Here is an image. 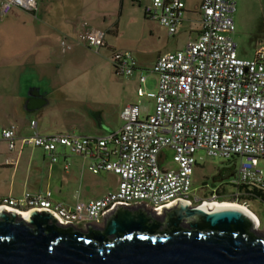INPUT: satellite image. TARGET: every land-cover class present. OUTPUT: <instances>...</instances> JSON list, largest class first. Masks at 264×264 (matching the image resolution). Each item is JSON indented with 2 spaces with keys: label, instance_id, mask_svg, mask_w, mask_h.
<instances>
[{
  "label": "built area",
  "instance_id": "built-area-1",
  "mask_svg": "<svg viewBox=\"0 0 264 264\" xmlns=\"http://www.w3.org/2000/svg\"><path fill=\"white\" fill-rule=\"evenodd\" d=\"M184 7V0H149L144 14L173 35L183 20ZM13 8L36 14L37 0H0L1 16ZM198 11V36L182 50L159 56L153 64L156 90H136L138 98L153 101L152 113L139 103L129 104L120 112V128L103 137L35 132L18 137L13 124L0 129V139L10 152L17 144L39 148L54 164L58 152L66 150L88 159L93 174H115L117 189L72 207L54 203L49 191L25 192L19 199H2L0 209L19 216L32 210L47 211L64 227L86 229L89 224L100 225L118 205L144 204L156 216L180 200L190 206L211 207L224 201L219 199L220 186L209 196L192 194L200 151L208 158H240L239 166L233 165L232 186L264 187V169L259 167V160L264 159V46L251 59L238 57L232 38L236 30L234 0H201ZM74 43L98 51L105 45V33L84 30ZM74 43L62 40L61 46L71 50ZM111 61L120 77L130 76L135 69L129 52H117ZM139 80L143 83L145 77ZM34 126L31 121L30 127ZM167 150L172 152L174 167L163 165ZM5 163L14 165L16 159L7 158Z\"/></svg>",
  "mask_w": 264,
  "mask_h": 264
},
{
  "label": "crops",
  "instance_id": "crops-1",
  "mask_svg": "<svg viewBox=\"0 0 264 264\" xmlns=\"http://www.w3.org/2000/svg\"><path fill=\"white\" fill-rule=\"evenodd\" d=\"M200 1L201 0H199L197 8L194 10L196 12H193L187 9L186 0H184L185 7L183 20L179 25L177 32L173 35L168 34L167 30L162 27L158 21L149 19L145 16V5L143 7V15L145 20L154 24L156 23L159 25V28L161 27V29H165L168 37H174L177 33H180L184 23L190 22L192 25L184 29V33L187 35L186 44L189 40L195 39L200 32V16L198 11ZM84 2L85 0H37L36 14L13 8L8 15H0V83L5 84V80L7 79V76H5L7 74V69H13L11 72L14 74L19 72L17 85L10 88L7 86L6 82L4 88L0 87V116L4 117V123L0 125V129L13 124L16 126V134L18 137L29 136L34 132L39 135L54 134L52 132L53 125L47 126L41 121L43 117H46L45 115L47 114L48 109L53 106V99H57L55 104L61 103V101H64L65 103L67 100V103L76 104L78 101H84L86 99L87 95H85L83 89H81L82 87L78 85L79 81L77 78H75L72 83L71 79H67L68 81L66 80L64 83H58L56 85L58 89L55 88L53 89L54 91L51 89L55 77H58V80L64 77V75L63 77L60 76V69L57 70L56 75L58 76H56L54 73L55 69L60 67L63 68L65 63L69 60H81V55L83 53L78 49L84 48L83 45L75 44L74 39L84 30L96 29L105 33V45L98 51L94 50V53L100 55L105 60L107 59L112 68L113 64L111 59L115 53L129 52L135 62V69L130 76L121 78L132 79V82L137 86L136 90L145 85L147 81V74H145V71L149 74L152 73L151 70L145 69L146 67H144L143 63L138 60L134 52L128 49L127 44L123 43L119 38V20L123 13L124 0H109L106 2V8H101L99 10L85 7ZM101 2L102 1L98 0L99 4ZM147 2H149V0ZM109 8L114 9V12L109 11ZM193 14L196 16L193 17ZM113 18L116 19L113 21ZM256 19V30L264 32V9ZM234 20L236 26L235 16ZM62 40L74 43L72 46L73 48L71 50L63 48L61 46ZM185 44L177 50L159 52L153 60L151 67H153V64L159 56L180 51L184 48ZM254 46L255 48L252 56L243 59L253 58L256 49L264 45L255 44ZM86 48L87 47H85V49ZM87 50L89 49L87 48ZM153 75L155 76V74ZM116 76L120 77L118 75ZM141 76L145 77L143 83H140L139 80ZM39 81H45V83L38 84L37 87H34L36 86L34 85V82L37 84ZM31 84H33L32 89L27 87L32 86ZM49 87H51L50 90ZM156 88L157 77L155 90ZM133 101L134 100L131 98L130 101L121 105L120 112L129 104L139 103L148 114L152 113L153 101L151 99L142 97L135 102ZM36 115L40 116L39 121L36 119ZM93 117L96 120L94 126L96 128H103L105 124L103 123L101 114L100 116L95 114ZM31 121L35 122L34 128L30 127ZM74 130L77 131V128ZM78 130L79 134L77 135L75 131L65 134L103 137L116 131L108 130L102 134L95 129H91L92 133H94L92 134L89 130L86 131L82 125ZM26 148L39 149L34 147H20L17 144L15 151L10 152L7 148L6 142L0 139V200L4 198H14L12 195L13 190L20 180L22 182V187L25 189L23 193H44L49 191L51 193V200L54 203H57L52 199L53 193L49 184V182H52L53 179L56 178L55 173L62 171L66 176L71 175L72 178H77V175H82L86 170L89 171L88 165L90 162L88 159L71 154L66 150H60L58 152V161L52 164L46 154L41 150L43 153V161H48L47 181L45 189H42L41 181L44 180V178H42L43 173L37 167L32 150L24 155V150ZM10 157L16 159L14 165H7L5 163L6 159ZM72 157L80 159L81 163L79 164L78 162L71 165L70 160ZM65 166L67 167L65 168ZM57 167H59V170ZM99 174L114 175L116 179L113 181V188L101 191L96 195L90 196L88 199L81 200L79 196L75 203L88 202L117 189L118 177L115 174L105 172ZM231 180L232 179H230L229 182H231ZM60 181H63L62 175H60ZM29 185L33 187L34 191L28 190L27 187H30ZM233 187L235 188L234 193L226 194V191L221 184L219 191L222 192L227 200L228 198H233L234 201L240 202L244 207L246 206L253 217L257 220L258 230L264 232V187L249 184H242L239 187ZM221 192H219V194ZM251 202H253L254 205H251ZM58 204L66 207H72L74 205ZM250 207H252L253 210H251Z\"/></svg>",
  "mask_w": 264,
  "mask_h": 264
},
{
  "label": "water",
  "instance_id": "water-1",
  "mask_svg": "<svg viewBox=\"0 0 264 264\" xmlns=\"http://www.w3.org/2000/svg\"><path fill=\"white\" fill-rule=\"evenodd\" d=\"M0 264H264V232L243 210L185 200L160 216L144 204L114 206L99 229L0 209Z\"/></svg>",
  "mask_w": 264,
  "mask_h": 264
},
{
  "label": "rangeland",
  "instance_id": "rangeland-1",
  "mask_svg": "<svg viewBox=\"0 0 264 264\" xmlns=\"http://www.w3.org/2000/svg\"><path fill=\"white\" fill-rule=\"evenodd\" d=\"M102 1L100 4L98 0H85L84 6L89 9L99 10L106 8V2ZM148 0H124L123 13L119 20L120 40L127 44L128 49L132 50L135 56L146 67L145 69L151 70L152 63L159 52L177 50L186 42L187 35L184 33V29L192 25L190 22H185L180 33H177L174 37H168L165 29L159 28L158 24L151 23L145 20L143 15V7ZM236 3V31L232 35L233 40L237 45V53L239 57L250 58L253 54L255 44L264 45V32L257 31V19L256 17L264 9V0H234ZM199 0H186V7L190 11H194L197 8ZM109 11L114 12V9ZM195 17L196 15H192ZM255 17V19H254ZM197 18V17H196ZM116 18H113V21ZM152 31V34H151ZM78 49L83 54L81 60H69L65 65L54 70L56 75L57 70L60 69V76L63 77L58 80L55 77L51 87L53 90L58 83H64L67 79L74 81L75 78L79 81V84L83 89L86 99L84 101H78L76 104H70L64 101L55 104L57 99H53L52 107L48 109L46 117H43L41 121L47 126L53 125V133H68L75 131L76 135L79 134V127L82 125L86 131L95 129L100 133H105L108 130L118 129L122 122L119 118L120 107L125 102L130 101L132 98L135 102L136 97V85L132 82V79L117 77L109 61L102 58L100 55L95 54L93 49L87 50ZM11 71L13 69H7V82L8 87L17 85L19 79L18 73L14 74ZM147 81L142 87L144 91H155L156 77L153 73H146ZM16 75V76H15ZM58 76V75H56ZM68 81V80H67ZM5 82V84H6ZM52 82V81H51ZM45 83V81H39L37 84L34 82V87L38 84ZM5 84L0 83V87H5ZM32 86H27L32 89ZM24 89V88H22ZM25 90V89H24ZM54 91V90H53ZM65 91V90H64ZM70 101V99H69ZM117 101V102H116ZM50 110V111H49ZM101 114L103 128H96L94 122H96L93 115ZM39 121L40 116H35ZM29 121V118H28ZM4 123V117L0 116V125ZM75 127V128H72ZM77 128V131L74 130ZM94 134V133H92ZM32 150L34 160L37 163V167L42 171L44 178L41 181L42 189H45L48 172V161H43L41 149L26 148L24 155L28 154ZM197 167L194 170L192 176V194L197 196H209L212 190L215 188L211 184L212 176L223 167H232L234 164L239 166L240 158L234 157L230 160H223L216 157H206L203 151L198 152ZM71 165L79 162L80 159L72 157ZM163 165L167 168L174 167L172 163V152L167 150L166 160ZM259 167L264 169V159L259 160ZM59 170V167H57ZM59 172V171H58ZM56 178L52 182H49L53 200L57 203L65 205H73L80 196V199H88L90 196L96 195L101 191L113 188V181L116 179L114 175L99 174L94 175L90 171H85L82 175H77V178L72 176H66L62 171L55 173ZM60 175L63 176V181H60ZM72 179H71V178ZM70 178V179H69ZM19 180V179H18ZM17 180V181H18ZM31 181V179H30ZM13 190V197L16 199L21 198L23 191L22 182L19 180ZM35 183V182H34ZM33 183V184H34ZM229 183V184H227ZM225 193H234L235 188L230 184L229 180L223 182ZM28 190L34 191L33 187L29 185ZM220 186L217 184L216 187ZM225 202L236 203L241 206L240 202L224 200ZM251 205H254L251 202ZM246 207V206H245ZM253 210L252 207H250ZM102 226L97 225L96 229Z\"/></svg>",
  "mask_w": 264,
  "mask_h": 264
},
{
  "label": "flooded vegetation",
  "instance_id": "flooded-vegetation-1",
  "mask_svg": "<svg viewBox=\"0 0 264 264\" xmlns=\"http://www.w3.org/2000/svg\"><path fill=\"white\" fill-rule=\"evenodd\" d=\"M231 174L235 175V170L233 167H223L219 169L217 173L212 176V180H211L212 186L216 188L217 184H220V185L223 184V182L227 181L225 180V178ZM230 179H232V177ZM218 180H221V181L218 182ZM93 226L97 227V225H93Z\"/></svg>",
  "mask_w": 264,
  "mask_h": 264
},
{
  "label": "bare ground",
  "instance_id": "bare-ground-1",
  "mask_svg": "<svg viewBox=\"0 0 264 264\" xmlns=\"http://www.w3.org/2000/svg\"><path fill=\"white\" fill-rule=\"evenodd\" d=\"M211 207H232V208H238L240 210H243L244 212H246L247 214H249L254 220L255 218L253 217V215L251 214V212L244 206H241L239 204H236V203H230V202H225L223 201L222 203H217V204H213V205H210ZM28 213H23L21 215V217H26ZM256 221V220H255Z\"/></svg>",
  "mask_w": 264,
  "mask_h": 264
},
{
  "label": "trees",
  "instance_id": "trees-1",
  "mask_svg": "<svg viewBox=\"0 0 264 264\" xmlns=\"http://www.w3.org/2000/svg\"><path fill=\"white\" fill-rule=\"evenodd\" d=\"M232 167L234 168V166H232ZM239 186H241V185H238L237 187H239ZM219 192H221V191H219ZM219 195H220V198H219L220 200H227L226 197L222 194V192ZM228 200L233 201V198H228Z\"/></svg>",
  "mask_w": 264,
  "mask_h": 264
}]
</instances>
